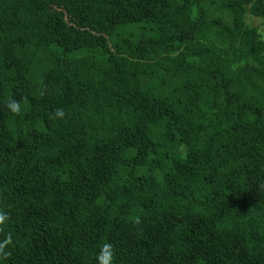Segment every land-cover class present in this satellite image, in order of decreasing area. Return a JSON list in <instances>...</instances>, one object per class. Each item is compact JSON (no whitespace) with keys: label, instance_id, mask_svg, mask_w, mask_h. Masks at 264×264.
I'll return each instance as SVG.
<instances>
[{"label":"trees","instance_id":"obj_1","mask_svg":"<svg viewBox=\"0 0 264 264\" xmlns=\"http://www.w3.org/2000/svg\"><path fill=\"white\" fill-rule=\"evenodd\" d=\"M245 15L264 0H0V264H97L104 243L114 264H264Z\"/></svg>","mask_w":264,"mask_h":264},{"label":"clouds","instance_id":"obj_2","mask_svg":"<svg viewBox=\"0 0 264 264\" xmlns=\"http://www.w3.org/2000/svg\"><path fill=\"white\" fill-rule=\"evenodd\" d=\"M40 96L43 97L46 94L45 90L40 91ZM6 108L7 110L13 115L17 116L20 115L23 111L22 104L20 101H17L15 99H11L6 102ZM66 113L63 108H57L54 110L53 118L63 120ZM9 220V215L6 211L0 210V226L5 225L6 222ZM133 223L137 226L141 225L142 221L139 216L135 217L133 220ZM12 244V238L11 236H7L5 239H3L2 242H0V257L7 258L11 255L9 251L6 249ZM116 256V251L114 246L111 243H104L100 250L97 253V264H114Z\"/></svg>","mask_w":264,"mask_h":264},{"label":"rangeland","instance_id":"obj_3","mask_svg":"<svg viewBox=\"0 0 264 264\" xmlns=\"http://www.w3.org/2000/svg\"><path fill=\"white\" fill-rule=\"evenodd\" d=\"M244 20L248 25L256 27L258 33L264 39V23H262L260 19L252 17L250 15H245Z\"/></svg>","mask_w":264,"mask_h":264}]
</instances>
